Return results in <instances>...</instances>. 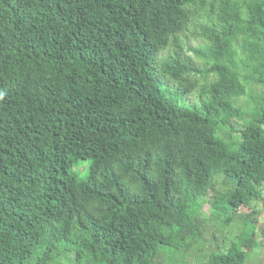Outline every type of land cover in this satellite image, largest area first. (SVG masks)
I'll return each instance as SVG.
<instances>
[{
    "label": "trees",
    "instance_id": "1",
    "mask_svg": "<svg viewBox=\"0 0 264 264\" xmlns=\"http://www.w3.org/2000/svg\"><path fill=\"white\" fill-rule=\"evenodd\" d=\"M208 196L241 228L201 264H245L264 0H0V264H184Z\"/></svg>",
    "mask_w": 264,
    "mask_h": 264
},
{
    "label": "rangeland",
    "instance_id": "2",
    "mask_svg": "<svg viewBox=\"0 0 264 264\" xmlns=\"http://www.w3.org/2000/svg\"><path fill=\"white\" fill-rule=\"evenodd\" d=\"M179 39L182 41L186 40V44L184 43L186 46H195L200 43V41L192 39V37L190 36V32H185L183 35L179 36ZM169 53L170 51L168 49H165L160 54V58L167 56ZM254 89L257 90L256 87ZM249 120L250 118L248 116H245L243 119V123L247 124ZM208 202H210L209 196L207 197L201 208V214L206 220L205 222H207V227L203 232V240L205 241L203 251L201 252L200 249V254H197L194 249L191 251L189 249L187 251L186 258L184 259V264H201L204 262V260H206L208 254L211 251L215 250L216 246L222 250L223 248H227L228 243L237 237L238 230L241 228V224L238 220L228 222V225L224 227H222L220 223H216V221L211 218ZM252 210H255L258 213L257 220L256 217H253L256 222V227L261 228L263 226V221L261 220L264 219V202H252L250 208H241L239 210V213L242 215H250L252 213ZM213 238H215V241H212ZM260 239L261 238L258 235L256 239L257 247H255V249H248V252L250 253L248 254V258L245 264H264V249L261 245H259ZM202 255L206 256L203 257Z\"/></svg>",
    "mask_w": 264,
    "mask_h": 264
},
{
    "label": "clouds",
    "instance_id": "3",
    "mask_svg": "<svg viewBox=\"0 0 264 264\" xmlns=\"http://www.w3.org/2000/svg\"><path fill=\"white\" fill-rule=\"evenodd\" d=\"M7 65H8V71L11 72L13 70H16V68L19 67V62H17V63H7ZM37 75H38L37 71L32 74V76H37ZM16 149H18V148H16ZM37 149H38V147L35 146L32 151H37Z\"/></svg>",
    "mask_w": 264,
    "mask_h": 264
}]
</instances>
